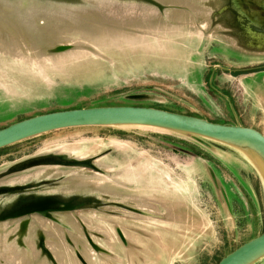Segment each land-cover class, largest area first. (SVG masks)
I'll use <instances>...</instances> for the list:
<instances>
[{
	"label": "rangeland",
	"instance_id": "1",
	"mask_svg": "<svg viewBox=\"0 0 264 264\" xmlns=\"http://www.w3.org/2000/svg\"><path fill=\"white\" fill-rule=\"evenodd\" d=\"M226 2L0 0V127L141 105L264 133V45ZM251 153L140 124L0 148V264H214L264 229Z\"/></svg>",
	"mask_w": 264,
	"mask_h": 264
},
{
	"label": "water",
	"instance_id": "2",
	"mask_svg": "<svg viewBox=\"0 0 264 264\" xmlns=\"http://www.w3.org/2000/svg\"><path fill=\"white\" fill-rule=\"evenodd\" d=\"M224 9L232 10L235 16L238 14L232 0ZM260 10L263 14L264 10ZM245 13L251 19L247 27L252 32H248L264 37V15L256 14L255 18L250 12ZM98 124H140L191 133L235 147H246L252 155L259 157L260 164L264 166V133L254 127L215 122L192 114L141 105L74 107L38 113L0 127V148L55 129ZM263 256L264 229L214 264H253Z\"/></svg>",
	"mask_w": 264,
	"mask_h": 264
},
{
	"label": "flooded vegetation",
	"instance_id": "3",
	"mask_svg": "<svg viewBox=\"0 0 264 264\" xmlns=\"http://www.w3.org/2000/svg\"><path fill=\"white\" fill-rule=\"evenodd\" d=\"M233 4H235V7L238 8V14L235 16L233 14L232 18L235 17L239 21V25L242 26L245 32L251 31L252 30L247 27V24L250 23V18L246 15V11L250 12L252 15H264V13H261V10H264V0H232ZM229 0H227L226 3H228ZM255 18H257L255 16ZM251 24V23H250ZM255 30V29H253ZM249 33V32H248ZM251 34V33H249Z\"/></svg>",
	"mask_w": 264,
	"mask_h": 264
},
{
	"label": "bare ground",
	"instance_id": "4",
	"mask_svg": "<svg viewBox=\"0 0 264 264\" xmlns=\"http://www.w3.org/2000/svg\"><path fill=\"white\" fill-rule=\"evenodd\" d=\"M238 23H239V21H238ZM239 26H241V25H239ZM241 28H242V26H241ZM243 30H242V33L245 34L244 37L246 38L248 44L255 45V46H263L264 45V37L263 36H261V35L252 36V35L247 34Z\"/></svg>",
	"mask_w": 264,
	"mask_h": 264
},
{
	"label": "trees",
	"instance_id": "5",
	"mask_svg": "<svg viewBox=\"0 0 264 264\" xmlns=\"http://www.w3.org/2000/svg\"><path fill=\"white\" fill-rule=\"evenodd\" d=\"M221 257H222V256H221ZM219 259H220V258H219ZM219 259H218V260H219Z\"/></svg>",
	"mask_w": 264,
	"mask_h": 264
}]
</instances>
